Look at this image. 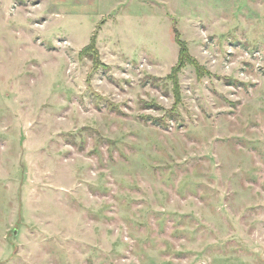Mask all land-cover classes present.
<instances>
[{
	"label": "rangeland",
	"instance_id": "obj_1",
	"mask_svg": "<svg viewBox=\"0 0 264 264\" xmlns=\"http://www.w3.org/2000/svg\"><path fill=\"white\" fill-rule=\"evenodd\" d=\"M0 264H264V0H0Z\"/></svg>",
	"mask_w": 264,
	"mask_h": 264
},
{
	"label": "trees",
	"instance_id": "obj_2",
	"mask_svg": "<svg viewBox=\"0 0 264 264\" xmlns=\"http://www.w3.org/2000/svg\"><path fill=\"white\" fill-rule=\"evenodd\" d=\"M176 25H174V29H176L175 27ZM175 38H176V42L179 44L180 50H179V62L178 65L174 68V72L177 71V69H179L181 66H183L187 61H191L193 62L194 59L191 57L190 53H189V49L187 47L186 41L182 40L179 37V34L177 33V31L175 30ZM95 36H93L92 40L94 41ZM91 46V45H90ZM89 46H87L86 48H88ZM85 48V49H86Z\"/></svg>",
	"mask_w": 264,
	"mask_h": 264
}]
</instances>
